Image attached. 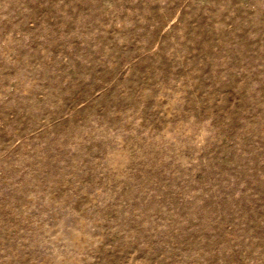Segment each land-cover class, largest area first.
Segmentation results:
<instances>
[{
	"label": "rangeland",
	"instance_id": "rangeland-1",
	"mask_svg": "<svg viewBox=\"0 0 264 264\" xmlns=\"http://www.w3.org/2000/svg\"><path fill=\"white\" fill-rule=\"evenodd\" d=\"M0 264H264V0H0Z\"/></svg>",
	"mask_w": 264,
	"mask_h": 264
}]
</instances>
